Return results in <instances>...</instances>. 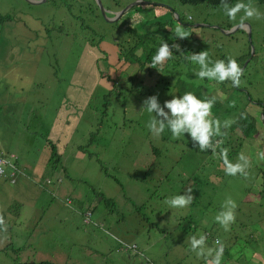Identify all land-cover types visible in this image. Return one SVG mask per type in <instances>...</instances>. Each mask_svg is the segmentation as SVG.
<instances>
[{
    "label": "rangeland",
    "instance_id": "obj_1",
    "mask_svg": "<svg viewBox=\"0 0 264 264\" xmlns=\"http://www.w3.org/2000/svg\"><path fill=\"white\" fill-rule=\"evenodd\" d=\"M137 1L45 0L31 7L26 0H0V15L17 22L12 35L0 34V150L11 166L32 170L43 149L52 150L51 141L69 143L57 147L60 158L47 160L31 189L9 198L0 193L6 225L0 230V264H205L190 251L191 237L201 234L207 247H216L217 239L223 243L221 264L264 259V160L257 156L264 151V127L251 141L222 129L228 159L249 157L247 178L233 177L187 134L175 139L166 129L153 135L147 127L152 114L141 109L150 96L163 105L192 92L221 101V122L235 120L241 109L261 111L264 5L236 2L251 3L261 14L241 21L242 12L230 20L222 7L139 0L145 4H135L118 24L105 21L98 7L121 11ZM27 15L47 25L46 32L25 22ZM177 23L188 38L175 36ZM244 23L250 37L239 27ZM162 41L179 45L182 59L172 53L175 59L150 68V50ZM136 47L150 52L148 60L142 52L135 63L126 59ZM201 51L213 62L236 60L244 69L240 92L227 84L222 93L220 83L198 80L199 65L185 56ZM189 188L194 200L188 207L165 203ZM229 198L237 204L236 219L225 232L215 216Z\"/></svg>",
    "mask_w": 264,
    "mask_h": 264
},
{
    "label": "clouds",
    "instance_id": "obj_2",
    "mask_svg": "<svg viewBox=\"0 0 264 264\" xmlns=\"http://www.w3.org/2000/svg\"><path fill=\"white\" fill-rule=\"evenodd\" d=\"M222 8L224 14L230 19L235 20L239 13H243L241 21L251 18L259 19L261 14L253 7L251 3L239 2L230 6L222 0ZM199 28V27H197ZM189 32L177 23L175 27V36L178 39H186ZM175 48L180 51L179 45L169 46L166 42H161V46L157 49L156 54L152 57L150 68L162 66L172 57V50ZM190 62L199 65V71L195 73L199 81L204 79L214 80L217 83L231 81V86L239 88L241 86L242 69L235 59L229 58L227 63L224 60L211 61L208 51L199 53H190L185 56ZM216 97L199 99L192 92H185L182 96H172L170 100H166L163 105L160 104L158 97L153 95L143 101L142 108L147 113L152 114L148 122L149 131L159 136L167 129L175 139L187 134L193 146L199 151H211L214 158L222 162L224 172L228 176H237L238 174L247 178V168L249 167V157L243 153L237 157V162L233 163L228 159L229 149L222 147L224 137L227 130L236 121L234 119H226L223 122L218 118H212V108L215 104ZM241 118H245V114L241 113ZM219 138V139H217ZM219 149V151H217ZM257 156L260 160H264V151H259ZM3 171V169H0ZM49 183V182H47ZM192 189L186 190L185 194L176 195L168 198L165 203L174 209H182L191 205L194 200L191 194ZM237 204L231 198L227 199L222 206V210L215 216V221L224 229L225 232L230 231V226L235 222V210ZM87 225V224H86ZM0 230H6V225L2 216H0ZM207 237L203 234L197 238L190 239V251L194 252L198 257L205 260V264H221L223 257L224 245L217 239L214 241L216 247L206 246Z\"/></svg>",
    "mask_w": 264,
    "mask_h": 264
},
{
    "label": "trees",
    "instance_id": "obj_3",
    "mask_svg": "<svg viewBox=\"0 0 264 264\" xmlns=\"http://www.w3.org/2000/svg\"><path fill=\"white\" fill-rule=\"evenodd\" d=\"M155 1L161 2V0H155ZM176 1H178L181 4H189V5L206 4V5L212 6V7H222V0H176ZM238 1L239 0H224V2H226L229 5H232V4H234V3L238 2ZM256 1H257L258 4L264 5V0H256ZM137 14H138V12L135 13V16H138ZM129 18H131V17H129ZM11 19L12 18L10 17V15H5V17H3V16L0 15V23H2L1 26H0V34H2V29L4 30L6 28L5 24L7 22H10ZM119 20L116 22V24H118ZM163 29L164 28H162V30ZM127 30H128L129 35H132L133 32H134L133 28H130V29H127ZM262 42L264 43V29H263V34H262ZM142 43L144 44V42H139V44H142ZM135 45L137 46V44H135ZM138 48H139V53L142 52L141 53V57L143 55H145V58H144L145 60L146 59L148 60V58L150 57V52L153 51V54H156L157 49H158V47L157 48H152L150 50V52H148V51L142 50L140 47H136L135 49L137 50ZM135 49H130V50H128L126 52V59L129 60V61H132L134 63H135L136 60H140L139 57L136 56L137 55V52L134 51ZM144 52H145V54H144ZM172 53L175 56V58H179V60L182 59V57L180 56V54H179L178 51L172 50ZM175 58H173V59H175ZM151 61L152 60L150 59L149 64H151ZM227 84H231V81H225L224 83H220V88L221 89H219V90L222 91V93H223V91H225V86H227ZM197 88H199L201 90L200 86L197 87ZM233 90L236 93L241 91L240 89L234 88V87H233ZM199 99H202L203 100V98H201V97ZM221 100H222V97H221ZM236 103L237 104H240L241 103V100L240 99H236ZM248 104L253 105V104H251V102H249ZM220 108H221V101H219V100L216 99L215 104H214V106H213V108L211 110L212 111V115L215 118L218 117V113L221 111ZM259 108H260L261 111L253 110L254 111L253 113H255L257 117L254 116L253 113H251L249 111H246L245 109H241L239 111L237 117L235 118V121L236 122L234 124H232V126L230 127V132L231 133L233 131H235L236 134H237L236 131L239 132V134L241 136V138L238 137L239 140L240 139L249 140V141L253 140L254 137L258 133V127L259 126L262 127V128L264 127L263 124L260 121V116L258 117V114H261L262 111H264V106H262V104H259ZM241 113H244L245 114V118H241ZM217 139H219V138H217ZM224 143H225V141H224ZM78 149L79 150H84V147H80L79 146ZM53 156H54V159L57 156L59 157V155L57 154L55 145H54V148L52 147L51 158ZM25 264H49V263L40 262V263H25Z\"/></svg>",
    "mask_w": 264,
    "mask_h": 264
},
{
    "label": "crops",
    "instance_id": "obj_4",
    "mask_svg": "<svg viewBox=\"0 0 264 264\" xmlns=\"http://www.w3.org/2000/svg\"><path fill=\"white\" fill-rule=\"evenodd\" d=\"M106 4L109 3V0H106L105 2ZM31 7H35V6H31ZM111 10V8L108 6L106 8V11H109ZM111 11H115L114 13L118 12L117 10H111ZM156 14V13H155ZM111 15H113V13H111ZM140 17V16H139ZM24 18V17H23ZM25 22H27L28 24L32 25V26H36L35 28L43 31V32H46V27L47 25L45 24H40L38 21L40 20L39 18H35L31 15H27L25 18ZM16 21L14 19H11L10 22H7L5 24V26H7L5 29H4V32L3 34H5V36H10L12 35L13 33V29L16 28ZM19 23V28H20V22ZM10 24H12L13 26H10ZM198 27V26H196ZM18 28V29H19ZM28 28H30V26H28ZM27 28V29H28ZM10 30L9 33H7V30ZM44 48L41 49V53H42V50ZM137 53L139 52V48L136 50ZM8 53H10V49H8ZM5 59H7L5 57ZM13 66V65H12ZM26 94V93H25ZM13 102L11 100H8L7 101V104L9 106V104ZM15 112V111H14ZM17 112V111H16ZM52 146L51 148L53 147V145H55L56 149L57 147H59L60 145H62V148L63 149H66V147L69 145L68 143V140H62V144L59 142V141H54L52 142ZM48 146V145H47ZM47 146L43 149L42 153H41V156H40V161L37 162V161H34V163H36V167L35 169H28L27 167L24 166L25 169H20L18 164L17 166H15V170L17 171V179H16V183L15 184H11L10 182H6L4 180H0V193H3V191H7L9 195H7V198H9L10 196H12L13 194L15 193H19L21 190L25 189V188H32V186H34V183H37L40 179V177L45 173V170H46V162L47 160L51 157V153H52V150L48 149ZM65 147V148H64ZM79 146H75L74 148H77ZM0 149H1V146H0ZM59 153V152H58ZM57 153V154H58ZM0 154L3 155V156H7V153H4L2 150H0ZM59 155V154H58ZM78 158H81L82 156H79V155H76ZM8 157H11V156H8ZM59 158H60V155H59ZM58 182H62L61 179L58 178L57 180ZM67 203H70L69 201ZM35 210V209H34ZM258 255V254H257ZM257 264H264V259H261Z\"/></svg>",
    "mask_w": 264,
    "mask_h": 264
},
{
    "label": "water",
    "instance_id": "obj_5",
    "mask_svg": "<svg viewBox=\"0 0 264 264\" xmlns=\"http://www.w3.org/2000/svg\"><path fill=\"white\" fill-rule=\"evenodd\" d=\"M27 1V3L30 5V6H39V5H41L42 3H44L45 2V0H26ZM144 5L145 3H143V2H141V1H137L136 3H134V4H131V5H128L127 7H125L123 10H121V11H118V12H116V13H113V17L112 18H110V19H107V14H108V12L107 11H105L102 7H101V5L99 4V2H98V7H99V9H100V11H101V16L105 19V21H108V23H114V22H116V21H118L122 16H124L125 14H127L129 11H130V8H132L134 5ZM153 6H157V5H153ZM244 26H246V32L248 33V37H250V28H249V26H248V24L247 23H244L243 25H240L239 27H244ZM230 33H232V31H230L229 33H227L226 32V34H230ZM262 115H264L263 113H261V116ZM263 122H264V120H263Z\"/></svg>",
    "mask_w": 264,
    "mask_h": 264
},
{
    "label": "built area",
    "instance_id": "obj_6",
    "mask_svg": "<svg viewBox=\"0 0 264 264\" xmlns=\"http://www.w3.org/2000/svg\"><path fill=\"white\" fill-rule=\"evenodd\" d=\"M7 161L8 159L0 154V169H3V171H0V180H4L6 182H10L11 184H15L18 173L15 170V166H11L10 163H7ZM88 223H89V217L85 221V224H88Z\"/></svg>",
    "mask_w": 264,
    "mask_h": 264
},
{
    "label": "flooded vegetation",
    "instance_id": "obj_7",
    "mask_svg": "<svg viewBox=\"0 0 264 264\" xmlns=\"http://www.w3.org/2000/svg\"><path fill=\"white\" fill-rule=\"evenodd\" d=\"M4 30L2 29V35L5 37V34H3Z\"/></svg>",
    "mask_w": 264,
    "mask_h": 264
},
{
    "label": "bare ground",
    "instance_id": "obj_8",
    "mask_svg": "<svg viewBox=\"0 0 264 264\" xmlns=\"http://www.w3.org/2000/svg\"><path fill=\"white\" fill-rule=\"evenodd\" d=\"M244 27H246V26H244Z\"/></svg>",
    "mask_w": 264,
    "mask_h": 264
}]
</instances>
